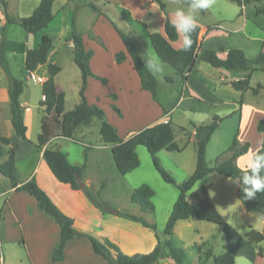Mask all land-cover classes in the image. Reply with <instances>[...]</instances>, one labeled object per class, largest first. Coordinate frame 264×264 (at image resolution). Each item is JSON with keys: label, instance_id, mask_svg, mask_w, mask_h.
<instances>
[{"label": "rangeland", "instance_id": "rangeland-1", "mask_svg": "<svg viewBox=\"0 0 264 264\" xmlns=\"http://www.w3.org/2000/svg\"><path fill=\"white\" fill-rule=\"evenodd\" d=\"M5 1L7 2L8 15L17 20L29 17L40 2V0ZM161 1L164 2L163 0ZM175 1L180 2L178 0ZM83 2L87 4H82ZM66 3L67 0L54 1L52 5V14H54V18L48 27L43 31V33L50 36L53 47L56 48L59 43L63 41V36L70 32V23L72 20L75 22V28L78 33H91L92 31L90 25L91 23L94 24L97 20L98 25L95 30L96 34L101 40H103V42H106L107 47L103 49L102 54L98 53L95 56V59L91 63L92 68L90 70L95 74L103 73L108 75V77L116 75L117 77L122 78V76H126L128 70H132V67L130 64V68L128 69V66L125 65L124 69H120L117 73L114 66H112L114 61L113 52L114 50L116 51L121 44L119 37L114 30V27H116L126 34V36H128L134 44H136L137 48L140 50V56L145 64L148 58H156L162 64L163 73L161 75H155L158 82L157 99L164 102L170 97L171 101L169 104L172 105L170 107H174L175 104L173 105V103L176 100L177 94H180L182 83L180 81H176L174 84L170 85L162 79V75L164 76L173 71L170 66L158 59L148 39V34L157 33V30L160 27V21L162 22L160 13L156 7H154V9L149 7V2L147 0H73L67 5ZM88 3L93 6H99V9H97L98 11H96V17L91 8L87 6ZM122 3L123 5L126 4L128 6V10L124 9ZM82 8L83 10H80ZM170 9L172 15L175 9ZM262 9H264V0L258 4H250L243 8L238 7L229 0H216L214 7L210 10H206L203 14L200 13L199 18H202L200 21L203 23H208L207 25L219 23L215 22L218 11L219 18L221 17L220 20H224L225 22H220L218 24L221 25V28L218 29L219 32L217 35L213 36L215 40L217 42H222V45L227 43L228 45L235 46L236 49L242 50L245 57L253 59L263 49V44L251 41L247 44L246 39L255 38L264 40V13L259 11ZM0 13H2L1 8ZM0 20L4 23V20ZM134 20H137L138 22H135ZM214 25L216 26V24ZM2 26L3 25H0V34L2 32ZM4 34L7 44L6 58L9 64L10 72L15 78L23 82V92H26L21 99L26 110V139L33 143L40 131L39 125L43 116V111L37 104L38 96L34 95V93L31 94V92H40L41 86L40 83L31 80L28 72L24 68L23 57L20 53L24 48L34 49L36 47L35 43L39 40L40 34H27L17 24L7 25ZM96 41L100 44V41ZM199 65L202 68H205V70H203L204 73L209 74L210 72H214L215 74H218L216 73L218 71L205 63L200 62ZM58 66L61 68V71L56 75L54 83L57 87V91L64 93L65 108L67 109L74 102L79 101L78 92L81 87V76L78 68L74 65L72 59L67 57V55L62 56ZM46 70V66H42L36 75L42 77L43 79L45 77L47 78L48 75ZM200 70V74H202V69ZM227 74L228 76L236 75V73L230 72ZM102 78L107 79L105 76H101V79ZM209 85L212 86L210 82ZM250 85L252 86V89L256 90L258 85H262L264 87V72H254ZM2 86L5 87L6 92V78L0 68V89ZM218 88L220 90L213 92H218L224 95L226 94L227 99H232L239 105L242 101H244V103L250 107L249 119L262 117L258 121L264 120V88L258 89L256 93H253L252 91L239 93L234 91L228 84L219 85ZM86 92L99 93L117 91L113 86V81L111 83L106 81H93L89 83ZM128 92H141L137 81H129ZM196 95L209 103L221 101V104L216 107V115L219 118L224 119L218 123L217 129L206 147V166L208 168H212L220 159L224 157V154L230 147L233 138L237 136V139L240 140L239 106L234 108L230 102L231 100H218L211 95L207 96L201 92H197ZM191 96L193 97L194 95ZM196 100L197 98H195L192 102L194 108L198 107ZM100 101V105L102 106V110L104 112V120L106 122L109 123V121H114L115 123V118H122V123L118 126L120 127L119 135H121V137L125 136V134H127L130 130H136L137 128H134L135 126L138 127L143 125L141 123L136 124L134 122L137 116L135 109L128 110L125 108L123 112L121 111L122 114L120 113V116H118L115 112H113L112 108L109 107L103 98H101ZM190 105L189 101L184 103L182 107L176 109L170 117L171 127L174 134V142L179 148H181V151L167 152L162 150L156 156L159 166L171 176L175 182L174 185L166 184L162 181L153 167L151 157L147 153L146 149L141 146L137 147L136 151L139 160V167L136 170L123 176V178L111 177L110 172H107V176L101 180V182L106 181V185L109 189L106 191L105 195L99 194L100 199L110 203L117 210L127 213L129 212L126 208L130 202L126 196H124L125 189L127 187H131L132 190H134L141 185H147L150 187L154 192V196L151 200L154 206V213L151 217H148V219L154 223L156 227V234L161 238L163 237V229L168 216L178 196L177 187L186 181L195 169V146L193 142L187 141L186 137L182 133L184 132L183 129L185 132H192L193 126L209 123V115L207 112H204L203 110L199 113H192L189 111ZM4 107V104L0 101V135L7 137L9 135L12 136L13 134L9 119L6 120V115L8 116L9 111H5ZM149 109L150 108H148V110ZM254 109H257L258 112L251 111ZM146 112L147 115L150 113L149 111ZM161 113L162 111H160V114ZM150 121H152V119H150ZM145 122L147 123L149 121L147 120ZM99 123V120L95 119V122L91 127L92 134L89 140L92 143H96L97 139L100 140L98 133ZM248 127L246 130L247 134H250L251 132L253 134L258 132L256 128L252 127V129H250V124H248ZM233 180L234 179L226 178L216 173H211L201 179L194 186L193 190L202 186L208 188L210 200L218 213L224 221L235 229L241 236H244L248 232L249 227L262 232L264 229V218L245 211L236 196V189L238 185L234 183ZM26 207L27 205L25 202L16 204L20 221L25 218L24 211ZM102 213L114 215L110 212ZM117 218L122 219L119 217ZM18 227L19 225L13 221L12 218L8 217L5 212H2V214L0 213V264H52L49 260V254L45 243L42 241L40 242L27 230L24 231L21 230V227ZM113 237L118 239L117 235ZM135 237L139 241L143 239L139 234L135 235ZM170 240L175 246L181 247L184 250L187 264H199V253L196 246L202 243H205L207 248L212 249L213 256H218L225 251L224 235L221 228L215 224L205 221L190 219L178 222L173 230ZM119 242L121 245L123 244L122 247L124 245L136 244L125 240H119ZM262 247L264 250V243ZM71 253L73 254L72 251ZM78 261V258L75 260L72 257L71 259L69 258L65 264H78ZM159 264L172 263L171 259L166 258L161 260ZM204 264H213L212 258L208 259ZM235 264L251 263L243 257H238L235 259ZM260 264H264V259Z\"/></svg>", "mask_w": 264, "mask_h": 264}, {"label": "trees", "instance_id": "trees-1", "mask_svg": "<svg viewBox=\"0 0 264 264\" xmlns=\"http://www.w3.org/2000/svg\"><path fill=\"white\" fill-rule=\"evenodd\" d=\"M55 0H40L37 7L31 15L22 19L11 18L7 13V2L0 0V8L4 17V24L0 34V68L3 71L7 82V94L9 99L10 127L12 134L21 140H26V126L24 124V110L20 104V96L24 90L23 82L15 78L9 69L6 58V38L5 28L7 25H19L27 34L35 35L45 30L53 20L52 5ZM184 5H188L189 0H178ZM238 7H245L250 4H258L262 0H229ZM163 17V32L149 34V41L153 51L158 59L170 66L177 76L186 80V76L191 73L194 68L196 54L199 48L198 33L199 28L192 34L193 44L187 51L174 49L171 43L178 39V33L168 19L165 4L161 0H151ZM92 10L98 11L97 8L88 4ZM264 13V9L259 10ZM205 11H202L203 14ZM114 27V26H113ZM70 35L68 40L72 45V61L78 68L81 76V87L78 92L80 102L73 110L64 111V96L57 94L54 84V77L60 72V68L54 64L47 66V79L41 85L42 100L39 106L44 108L46 114L53 112L61 118V132L57 137L63 139H72L74 131L80 126L90 125L92 119L99 120V136L104 145L109 146L112 158L118 173L125 176L139 167V160L136 154L137 147H144L151 157L153 167L160 178L166 184L174 185L175 182L171 176L164 171L158 164L157 154L165 150L167 152H180L179 147L174 142L173 129L169 121L159 122L152 126L146 127L137 132L128 134L125 140H120L116 129L104 120V112L95 105H89L84 97L86 89V80L91 77L101 82L104 79L98 78L92 74L89 69L88 62L92 57V51H86L82 42L81 34L76 31L74 20L70 23ZM120 41L122 42L125 52L130 57L132 67L138 77L140 89L148 92L153 101H157V80L152 73L147 70V66L142 60L132 40L126 36L121 30L114 27ZM95 40H98L95 38ZM50 40L46 35L41 37L35 49H29L25 53L24 68L27 72H34L38 67L46 65L47 57L50 51ZM117 65L125 61V53L118 52L114 56ZM200 61L208 64L214 69H224L230 73L248 72L243 79L231 84L232 88L240 93L251 90L256 93L262 88L260 85L256 89H250L249 80L251 73L255 70L264 71V53H259L255 58L248 59L244 53L236 48H228L224 58H220L213 50H204L201 52ZM167 84H172L171 77H165ZM112 100L115 99L111 95ZM112 110L120 116L119 110L115 106H111ZM167 112L162 109V116ZM223 119L213 115L210 122L195 127L196 139V163L193 173L177 187L178 196L171 209V212L163 229V238H157V245L147 254H135L127 256L122 254L119 249L110 241H98L95 238L85 235L76 234L72 220L62 214L58 208L51 202L46 193L40 189L34 179L31 177L25 182H20L19 174L15 168L14 149L9 146V140L5 136L0 135V176L7 179L11 189L15 193L24 192L34 199L37 209L48 216L58 227V240L52 250L50 261L59 263L63 261V249L66 242L72 238L86 239L91 246L92 252L99 256L106 264H158L162 258H169L173 264H186L184 250L173 246L169 236L172 234L173 228L178 221L194 219L215 224L221 228L224 235L225 251L213 256L212 249L207 248L205 243L197 245L199 253L198 262L204 264L208 259L212 258L213 264H235L238 257L245 258L253 264L256 259L264 258V229L262 232L256 231L249 227L248 232L241 236L238 232L229 226L212 204L208 189L199 187L193 190L194 186L205 176L216 173L220 176L238 179L245 169L242 170L236 166V159L245 155L248 151V143H240L235 136L224 157L220 159L214 167L208 168L205 162V149L211 136L215 132L218 123ZM257 131L264 138V120L257 122ZM49 139L38 135L36 147L44 146ZM261 147L258 151L261 150ZM92 150V146H84L83 164L81 166H73L69 164L65 153L50 151L44 149L42 158L51 171L52 175L62 184L68 185L72 190L81 191L88 201L102 212H110L116 217L125 219L130 222L138 223L144 228L156 231L153 224L147 223L142 217H137L127 212L117 210L110 203L102 201L99 193H94L91 187L84 185L81 189L79 183L82 182V174L85 168L88 153ZM106 181H102L100 187L103 188ZM154 192L147 185H141L133 191L130 196V202L140 207L141 212L146 214L154 213V206L151 202ZM236 196L240 204L248 213L256 214L264 218V192L258 193L256 199L247 200L243 195L241 187L236 189Z\"/></svg>", "mask_w": 264, "mask_h": 264}, {"label": "crops", "instance_id": "crops-1", "mask_svg": "<svg viewBox=\"0 0 264 264\" xmlns=\"http://www.w3.org/2000/svg\"><path fill=\"white\" fill-rule=\"evenodd\" d=\"M72 1L73 0H67L66 5L71 3ZM147 1L149 2V7H152V9L156 7L154 4L151 3V0H147ZM163 1L165 2L163 3L165 4V10H166L167 16L170 21L172 19L170 8L174 10L177 7H183V8L187 7V5H184L180 2H176L175 0H163ZM82 4H87V3L83 2ZM123 6H124V9L128 10V6L126 4ZM95 7L99 9V6H95ZM80 10H83V8ZM92 12H94V15L96 17L97 12L94 10H92ZM52 15L54 18V14ZM160 16L163 22V17L161 13H160ZM0 19L4 20L2 13H0ZM201 19L202 18L198 17L199 48L196 54L194 68L191 71V73H189L186 76V80H183L180 76H177L172 68L171 69L173 72H170L164 76L162 75L163 80L165 77H171L173 79L172 84H174L176 81H180L182 83L180 94H177L176 100L173 103V105L175 104L174 107H170L172 106L171 104H169L171 101L170 97L166 99L164 102L163 101L161 102L158 99L155 102L151 99L148 92H144L141 89H140L141 92H128L129 91V81L134 80L135 82L137 81L139 84V80L132 67L130 57L125 52L124 46L121 41H120L121 44L118 47V49H116V51L114 50L113 56H115V54L118 52H124L125 61L122 64L117 65L114 59L112 66H114L117 73L119 72L120 69H124L125 65H127L129 69L130 64H131L132 70L131 69L130 71L128 70L126 76L124 77L122 76V78L117 77L116 75L108 77V75L103 74V73L95 74L94 72L90 70L98 78H101V76L107 77V79L106 78H102V79H105V81L108 83L109 82L111 83L113 81V86L115 87V90L117 92H99V93L98 92H86L87 87L89 86V83L93 81L99 82V80L89 77L86 80V89L84 91V97L86 99V102L89 105H95L101 110H102V106L100 105L101 98L105 100V102L109 105L110 108L112 105L115 106L120 111V113L121 111L123 112L125 108H127L128 110L130 109L136 110L137 116L134 122L136 124L141 123L143 125L138 126V127L135 126L134 128L135 129L137 128L136 130L128 131L127 134H125V136L123 137L119 135L120 127H118L120 126V123H122V118H119V117L115 118L116 120L115 123L114 121L112 122L107 119L109 121V124H111L116 129L118 138L120 140H125L129 132L130 133L132 131L137 132L146 127L159 123V122L169 121L171 124L170 117L172 113L176 109L182 107V105L188 101L191 104L189 106L190 112L199 113L200 111L204 110V112L208 113L209 122H210L212 116L216 115V107L219 104H221L220 103L221 101L209 103L208 101H205L204 99H201V97L196 95L197 92H201L202 94L207 95V96L211 95L218 100H231L230 102L234 108H236V106H239L238 108L240 112V125H239L240 140L239 141L242 144L243 143L249 144L247 153L237 158L235 161L236 166L244 170L245 165H246V157L248 153L253 150L258 151V149L261 146L260 144H258V140L262 138L261 134L258 132L254 134L252 132L250 134H247L246 130H247L248 124H250V129H252V127L256 128L257 121L261 119L262 117H256V118L249 119L250 107L246 105L244 101H242L239 105L238 103L234 102L232 99H227L226 94L224 95L218 92H213L216 90H220L218 88L219 85L228 84L232 88L231 84L233 82L243 80L248 75V72H239V73H236L235 76H228L227 74L228 72L222 68L215 69L216 71H218L216 72L218 74H215L214 72H210L209 74L211 75H209L203 72L205 68H202L199 65V63L201 62L199 57L202 51L213 50L214 52L217 53V55L220 58H224L227 49L235 48V46L228 45L227 43H224L222 45L221 44L222 42H219V41L217 42L215 38L213 37L214 35H217V33L219 32L218 29L221 28V25H218V24L220 22H225L224 20L222 21L220 20L221 17L219 18L218 11H217V19L215 22H219V23H213L212 25H207L208 23L207 24L203 23L202 21H200ZM134 21L138 22L137 20H134ZM162 22L160 21V27L157 30V33L164 35ZM3 24L4 23H2V21L0 20V25H3ZM214 24H216L217 27ZM97 25H98L97 20L94 24L91 23L90 25V28L92 31L91 33L79 32L81 34L84 49L86 51L88 50L92 51V57L90 58L88 62L89 69L92 68L91 63L95 59V56L98 53L102 54L103 49L107 47L106 42H103V40H101L96 34L95 30H96ZM43 31L38 33L40 34L39 40H41V37L43 35H46L51 42L50 43L51 47H50V51L47 57V62H46V65H44L46 66V68L49 64H54L58 66V63L60 62L62 56L64 55H67L69 59L73 58L72 45H71V42L68 40L70 32L63 36V41L59 43V45L55 48L53 47V43L51 41L50 36L43 33ZM95 38L98 39V41H100V44L97 43ZM148 39H149V34H148ZM39 40L37 41V43H35L36 47L38 43L40 42ZM246 40H247V44H249L250 41L262 43L263 49L260 51V53H264V40L263 39L260 40V39L252 38V39H246ZM134 45L137 48L136 44ZM171 46L176 50L182 47V37L180 34H178L177 41L174 43H171ZM27 50L29 49L24 48L22 49V52L20 53V55L23 57V63H24L25 53ZM137 50L140 55V50L138 48ZM6 52H7V44H6ZM41 67H38V69L34 71L33 73L36 75V73L40 71ZM200 69H202V74H200V71H201ZM60 71H61V68H60ZM256 71H259V70H255L251 73V77L249 80L250 89H252L250 82L252 80L253 73ZM261 72H264V71H261ZM44 79L46 80L47 78L45 77ZM209 82L211 83L212 86L209 85ZM41 85L42 83H40V86ZM139 88H140V85H139ZM263 88L264 87L262 86L261 89ZM55 89H56L57 94H63L64 96L63 92L57 91L56 85H55ZM6 90H7V87H6ZM249 91L251 90H247L245 92H249ZM25 93L26 92H22L20 96V104L24 110L23 119H24V124L27 129L25 105L21 101ZM33 93L34 95L38 96L37 104L39 105V101L42 100L41 89H40V92H31V94ZM111 95L115 96L114 101L110 98ZM191 95H194L193 97L197 98L196 100L198 104V107H196L197 109L194 108L193 106L192 102L195 100V98H193ZM157 98H158V92H157ZM0 101L6 107V109L4 107V110L9 111L8 94H7V91L5 92V87L3 86L0 89ZM79 102L80 100L78 102H74L67 109L65 108V102H64V111L67 112V111L73 110ZM39 108L43 111V116L40 120V125H39L40 131L38 135H42L43 137L49 139L44 146L39 147V148L36 147L38 135L36 137V140L33 143L29 142L27 139L21 140L14 135L12 136L9 135L6 137L9 140V146L14 149L15 168L19 174L20 182L23 183L29 180L31 177H34L38 187L46 193V195L49 197L51 202L58 208V210L62 214H64L65 216L69 217L72 220V223H73L72 226L76 234H85V235L95 238L96 240L100 242L103 240H108L111 243H113L122 254L127 255V256H132L135 254H147L151 252L157 245V238L162 239L163 237L162 238L159 237L156 234V231L154 232L148 228H144L138 223L130 222L125 219L124 220L118 219L114 215H107V214H104L98 211L88 201V199L85 197V195L81 191L72 190L68 185L60 183L52 175L44 159L42 158V151L44 149H47L50 151L62 152L66 154L69 164L73 166H81L83 164L84 146H87V145L92 146V150L87 155V160L85 163L86 166L82 174V182L84 183V185L91 187L93 192H98L100 195L101 194L105 195L109 187L106 185L105 187L101 188L100 184H101V180H103L107 176V172H110L111 177L123 178V176L118 173L115 167L109 146L104 145L101 142V140H98V139L96 143H92L89 140L92 134L91 127L93 123L95 122V119H92L90 125L88 126L78 127L74 131L72 135V139H63L61 137H57L61 132V118L55 115L53 112L46 114L44 112L43 107L39 106ZM148 108L150 109L148 110ZM162 109H164L167 112L165 116H162V113L160 114V111H162ZM146 111H149L150 113L147 115ZM251 111L258 112L257 109H254ZM6 118H7L6 120L9 119L10 121V112L8 116L6 115ZM150 119H152V121H150ZM147 120L149 122L146 123L145 121ZM195 127L197 126L192 127V132H185V130L183 129L184 132L182 133L186 137L187 141L194 143L195 151H196V139L194 136ZM98 133H99V125H98ZM179 149L181 151V148ZM135 151H137V148ZM205 160H206V149H205ZM134 190H132L131 187H127L125 189L124 196H126L129 202H130V196ZM22 202H25L27 207L24 211L25 218L24 220L20 221V216L16 208V204L22 203ZM126 209L130 214L137 216V217H142L147 223L154 225V223L149 221L148 219V217H151L153 214H146V213L141 212L140 207L137 204L130 202L127 205ZM2 212H5V214L8 215V217L12 218V220L15 221L19 225V227H21V230H24V231L27 230L30 234L35 236L40 242L41 241L44 242L45 245L47 246V250L49 254L48 256L50 260L52 250L58 240V232H59L58 227L54 224V222L48 216H46L43 212L37 209L36 203L33 198H31L24 192L15 193L11 189L9 181L0 176V213L2 214ZM183 221H187V220H183ZM114 234L117 235L118 239H115L113 237V236H116ZM137 234L141 235V237L143 238L141 241L136 239L135 235ZM172 234H173V231H172ZM172 234L169 236V239L172 236ZM119 240L129 241L131 243H136L138 245L132 244V245H124L122 247L123 244L121 245ZM173 246L175 245L173 244ZM175 247H178V246H175ZM178 248H181V247H178ZM71 251L73 252V254L71 253ZM72 257L75 260H77L78 258L79 260L78 264H106L99 256L95 255L92 252L90 243L86 239L77 238V237H74L70 241L66 242L64 249H63V261L62 262H59V263H52L51 261L50 262L52 264H65L66 261H68V259L69 258L71 259ZM163 259H166V258L160 259L158 261V264ZM263 259L264 258H261V259L258 258L255 260L253 264H260L262 263ZM171 263L173 264L172 260H171ZM185 263L187 264L186 260H185Z\"/></svg>", "mask_w": 264, "mask_h": 264}, {"label": "clouds", "instance_id": "clouds-1", "mask_svg": "<svg viewBox=\"0 0 264 264\" xmlns=\"http://www.w3.org/2000/svg\"><path fill=\"white\" fill-rule=\"evenodd\" d=\"M216 0H189L186 8L177 7L172 13L171 23L182 37V51H187L193 44L192 34L199 27L198 17L202 11L214 7ZM147 70L155 75L163 73V66L156 58L146 60ZM260 151H251L246 157L243 175L233 182L241 187L247 200H254L258 193L264 192V138L258 140Z\"/></svg>", "mask_w": 264, "mask_h": 264}, {"label": "built area", "instance_id": "built-area-1", "mask_svg": "<svg viewBox=\"0 0 264 264\" xmlns=\"http://www.w3.org/2000/svg\"><path fill=\"white\" fill-rule=\"evenodd\" d=\"M29 76H30L32 81H35L37 83H43L44 82V79L42 77L35 75L33 72H29Z\"/></svg>", "mask_w": 264, "mask_h": 264}, {"label": "water", "instance_id": "water-1", "mask_svg": "<svg viewBox=\"0 0 264 264\" xmlns=\"http://www.w3.org/2000/svg\"><path fill=\"white\" fill-rule=\"evenodd\" d=\"M79 187L82 189L84 187V183L83 182H80L79 183Z\"/></svg>", "mask_w": 264, "mask_h": 264}]
</instances>
